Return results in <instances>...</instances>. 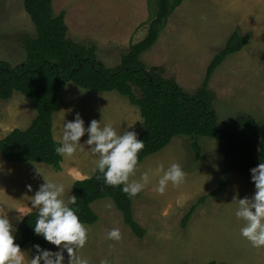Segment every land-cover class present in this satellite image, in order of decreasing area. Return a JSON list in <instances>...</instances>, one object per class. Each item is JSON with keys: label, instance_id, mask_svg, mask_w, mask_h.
I'll use <instances>...</instances> for the list:
<instances>
[{"label": "rangeland", "instance_id": "rangeland-1", "mask_svg": "<svg viewBox=\"0 0 264 264\" xmlns=\"http://www.w3.org/2000/svg\"><path fill=\"white\" fill-rule=\"evenodd\" d=\"M153 5V4H152ZM146 0H52L54 14L65 11L67 37L87 46L95 45L96 58L107 67L118 64L120 55L131 43L142 39L147 30L152 6ZM154 8V5H153ZM170 25L168 33L166 29ZM237 29L249 34L247 43L227 55L213 71L207 88L213 93L211 107L217 121L225 123L237 114L253 117L264 128V0H184L167 18L155 44L140 59L147 69L156 68L157 76L173 78L187 93L201 84L205 69L214 53L221 49L228 35ZM35 35L34 26L23 8V0H0V59L12 66L22 62L25 52L19 36ZM83 91L81 92L80 91ZM61 106L53 114L52 133L59 135L62 119L71 120L79 112L85 126L91 119L112 124L117 132L135 130L138 135L143 121L137 107L115 91L84 89L66 83ZM35 116L30 101L18 91L8 99H0V139L13 128L24 129ZM141 120V121H139ZM86 138L81 137L83 140ZM195 138L174 136L156 153L146 156L137 165L134 177L148 172L149 183L132 199L134 219L144 228L136 237L124 224L122 215L109 198L91 203L97 221L89 228L85 246L79 250L90 264L109 258L112 264H264V248H253L240 236L242 221L234 216V195H250V176L236 171L228 174L224 189L212 192L221 177L223 157L214 138L198 136L200 153L195 157L191 146ZM97 157L86 144L71 158H62L60 170L39 162H8L0 155V205L7 203L10 222L16 228L17 216L35 211L27 202L39 183L33 178L34 164L45 175L65 184L64 199L72 195L76 179L92 175ZM178 163L185 173L178 186L169 184L163 194L155 191L158 163L165 168ZM32 185L28 192L26 185ZM207 194V195H206ZM206 195L204 201L197 200ZM111 203V207H105ZM194 206L185 226L181 221ZM118 228L121 238L106 239V233ZM54 250V246L48 244ZM25 261L31 259L29 244L22 249Z\"/></svg>", "mask_w": 264, "mask_h": 264}, {"label": "trees", "instance_id": "trees-1", "mask_svg": "<svg viewBox=\"0 0 264 264\" xmlns=\"http://www.w3.org/2000/svg\"><path fill=\"white\" fill-rule=\"evenodd\" d=\"M184 0H147L152 11L147 31L142 39L131 43L120 55L118 64L107 67L95 55V45H81L67 37L64 22L65 11L54 14L52 0H23L35 35L21 34L19 42L25 58L12 66L0 59V99H8L13 91L24 95L35 109V116L24 129L13 128L0 139V155L8 162H39L60 170L62 157L54 152L52 120L53 114L63 102L62 94L71 81L84 89L115 91L137 107L143 121L138 135L144 148L138 153V164L153 153L164 148L177 135L192 136L191 146L195 157L200 153L196 137H210L217 141L223 157L221 177L213 194L220 193L232 171L250 176L249 169L264 160V128H259L251 115L237 114L230 121L219 123L211 107L213 93L207 82L223 59L240 50L250 35H242L234 29L221 49L208 62L200 86L193 92H185L173 78L157 76L156 68H146L140 55L157 40L161 27L172 11ZM99 173L76 179L72 183V195L76 196L77 214L84 224L97 221L91 203L109 198L122 215L124 224L138 238L145 230L134 219L131 209L133 198L120 190L96 179ZM207 195V194H206ZM206 195L200 197L201 203ZM192 206L184 215L185 226L193 211ZM36 211L28 212L17 224L16 243L21 249L29 244H40L48 248L42 237L34 235L32 225ZM188 264V263H185ZM208 264H224L210 261Z\"/></svg>", "mask_w": 264, "mask_h": 264}, {"label": "clouds", "instance_id": "clouds-1", "mask_svg": "<svg viewBox=\"0 0 264 264\" xmlns=\"http://www.w3.org/2000/svg\"><path fill=\"white\" fill-rule=\"evenodd\" d=\"M132 125H126V131L117 132L112 124L101 119H91L85 126L79 112H75L71 120H65L64 115L59 135H53V150L62 158H71L86 144L90 153L97 157L92 173L101 175H97L96 179L102 178L106 186H120L123 193L133 198L144 189L150 178L148 172H141L138 179H130L136 174L138 153L144 148L138 133L134 129L129 130ZM85 136L82 144L81 137ZM155 171L157 174L162 173L154 186L159 194H163L169 184L178 186L185 179L182 167L175 162L166 168L158 163ZM249 173L253 191L250 195L232 197L236 201L234 216L242 221L240 236L251 247L264 248V160L251 167ZM36 177H40L43 182L38 184L34 192L31 184L25 186L28 192H32L27 202L36 211L32 231L53 245L54 250L38 243L33 244L31 259L27 264H90L86 256L79 254L87 242L89 228L81 221L77 209L70 206L76 205V196L71 195L65 200V184L48 178L34 164L33 178ZM111 206V203L105 205L108 208ZM9 211L16 212V209L7 203L0 205V264H26L20 244L14 242L16 229L10 222ZM25 215L26 212L19 214L17 222ZM120 238L118 228L106 233V239L110 241ZM99 264H112V261L105 257L99 260Z\"/></svg>", "mask_w": 264, "mask_h": 264}, {"label": "crops", "instance_id": "crops-1", "mask_svg": "<svg viewBox=\"0 0 264 264\" xmlns=\"http://www.w3.org/2000/svg\"><path fill=\"white\" fill-rule=\"evenodd\" d=\"M146 1H147V0H146ZM166 21H167V20H166ZM165 24H166V22H165L164 25L161 27L160 31L163 29V27L165 26ZM170 25L173 26L172 24H169V25H168V28L166 29V31H168V33H171V31L169 30ZM146 29H147V28H146ZM146 31H147V30H145V34H146ZM160 31H159L158 36L161 34ZM157 39H158V38H157ZM224 42H225V41H224ZM154 44H155V43H154ZM154 44H153V45H154ZM153 45H152V46H153ZM152 46H151V47H152ZM151 47H150V48H151ZM215 53H216V52H215ZM215 53H214V54H215ZM90 176H91V175H90ZM87 177H89V176H87ZM81 179H82V178H81Z\"/></svg>", "mask_w": 264, "mask_h": 264}]
</instances>
